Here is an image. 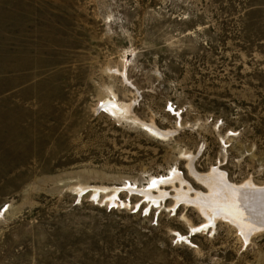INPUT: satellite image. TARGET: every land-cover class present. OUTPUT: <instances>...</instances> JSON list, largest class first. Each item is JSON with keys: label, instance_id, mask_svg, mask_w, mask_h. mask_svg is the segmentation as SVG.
I'll return each instance as SVG.
<instances>
[{"label": "rangeland", "instance_id": "obj_1", "mask_svg": "<svg viewBox=\"0 0 264 264\" xmlns=\"http://www.w3.org/2000/svg\"><path fill=\"white\" fill-rule=\"evenodd\" d=\"M259 190L264 0H0V264H264Z\"/></svg>", "mask_w": 264, "mask_h": 264}, {"label": "bare ground", "instance_id": "obj_2", "mask_svg": "<svg viewBox=\"0 0 264 264\" xmlns=\"http://www.w3.org/2000/svg\"><path fill=\"white\" fill-rule=\"evenodd\" d=\"M109 106H111L109 109H115V108H117L116 106H114L113 104H110ZM108 106V107H109ZM156 184V183H155ZM243 188V187H242ZM244 189V188H243ZM246 191H247V189H246ZM245 191V192H246ZM242 193V192H241ZM245 195V194H244ZM237 198V197H236ZM239 198H241V197H239ZM253 199H252V203H251V206L247 209L248 211H247V214H246V216H248V217H250V218H253V219H256V220H260V221H263L264 220V190H259V191H256V192H254V194H253V197H252ZM244 199V198H243ZM233 200H235V199H233ZM240 201V200H239ZM243 201V200H242ZM245 201V200H244ZM213 201H211V203H212ZM211 203H210V205H211ZM214 203H216V201L214 202ZM240 203H242L241 201H240ZM245 203V202H244ZM244 203H243V205H244ZM248 203V202H247ZM213 204V203H212ZM226 204H228L227 202H226ZM234 204H236V203H234ZM246 204V203H245ZM208 205V204H207ZM237 206H238V204H236ZM212 206V205H211ZM218 206V205H217ZM247 207H248V204L246 205ZM208 207V206H207ZM215 207H216V205H215ZM227 207V206H226ZM234 206H233V204H232V208H233ZM236 207V206H235ZM234 207V208H235ZM203 208V207H202ZM222 208H223V205H222ZM239 208V207H238ZM218 209V208H217ZM220 210V209H219ZM223 210V209H222ZM234 210V209H233ZM226 211V210H225ZM235 211V210H234ZM228 212V211H227ZM239 212V211H238ZM212 213V212H211ZM229 213H230V210H229ZM232 213V212H231ZM235 213V212H234ZM226 214V213H225ZM217 215H218V213H217ZM234 215V214H233ZM219 216V215H218ZM235 216V215H234ZM249 218V219H250ZM233 219V218H232ZM239 220V219H238ZM247 222V221H246ZM236 223H238V222H236ZM242 225V224H241ZM250 226V225H249ZM247 227V226H246ZM242 229V228H241ZM243 231V230H242Z\"/></svg>", "mask_w": 264, "mask_h": 264}]
</instances>
